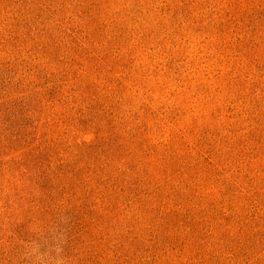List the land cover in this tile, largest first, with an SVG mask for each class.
<instances>
[{
  "label": "rangeland",
  "instance_id": "1",
  "mask_svg": "<svg viewBox=\"0 0 264 264\" xmlns=\"http://www.w3.org/2000/svg\"><path fill=\"white\" fill-rule=\"evenodd\" d=\"M0 264H264V0H0Z\"/></svg>",
  "mask_w": 264,
  "mask_h": 264
}]
</instances>
